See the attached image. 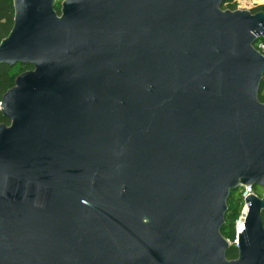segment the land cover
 I'll list each match as a JSON object with an SVG mask.
<instances>
[{
	"label": "water",
	"instance_id": "1",
	"mask_svg": "<svg viewBox=\"0 0 264 264\" xmlns=\"http://www.w3.org/2000/svg\"><path fill=\"white\" fill-rule=\"evenodd\" d=\"M225 1L13 0L0 264H264V10Z\"/></svg>",
	"mask_w": 264,
	"mask_h": 264
},
{
	"label": "trees",
	"instance_id": "2",
	"mask_svg": "<svg viewBox=\"0 0 264 264\" xmlns=\"http://www.w3.org/2000/svg\"><path fill=\"white\" fill-rule=\"evenodd\" d=\"M227 1L229 0H226L225 2ZM232 1L233 3L231 4V6L227 8H230V10H235L236 8L235 1L234 0ZM222 8L224 9V4L222 5ZM56 9L58 13L60 14L61 13V3L58 1L56 3ZM260 10H264V6L257 7L256 9L252 10V12L255 13ZM14 14H15V10H14L13 0H0V42L4 38H6L8 34L10 33L13 23H14ZM21 65L25 66L26 70L32 68V65L30 64H21ZM14 67H10L6 64H0V102H1L3 95L15 85V79L19 75V74L16 75L15 73H13ZM263 92H264V80L262 82L260 95H259L260 101L264 103ZM0 123H6V124L10 123V121L3 116L1 111H0ZM228 206L229 208H228V212L226 215V220L230 219V226H231V224L235 221V219L237 218L242 208V199L240 196V190L233 192L231 194V197L228 201ZM263 218H264V212H263ZM234 256H235V252H234V249L232 248L231 251L229 252L228 257L233 258Z\"/></svg>",
	"mask_w": 264,
	"mask_h": 264
},
{
	"label": "built area",
	"instance_id": "3",
	"mask_svg": "<svg viewBox=\"0 0 264 264\" xmlns=\"http://www.w3.org/2000/svg\"><path fill=\"white\" fill-rule=\"evenodd\" d=\"M236 4H238L236 6L235 9L240 8L241 5L239 3V0H235ZM254 46L256 47V49L261 52L264 55V37H259L257 38ZM240 196L242 199V208L240 213L238 214L237 218L235 219V221L231 224L230 226V235L226 236V239L228 241V243L233 247H237L239 245V232L243 231V229H245V219L248 213V205L249 202H246V197L249 194L255 195V196H260L257 192V190L255 189V187L253 185H243L240 189ZM243 224L244 228L241 229L240 225Z\"/></svg>",
	"mask_w": 264,
	"mask_h": 264
},
{
	"label": "rangeland",
	"instance_id": "4",
	"mask_svg": "<svg viewBox=\"0 0 264 264\" xmlns=\"http://www.w3.org/2000/svg\"><path fill=\"white\" fill-rule=\"evenodd\" d=\"M58 2L61 3V1H58ZM242 2L243 3L241 5V7L237 8V9H244V10L252 11V10L256 9L257 7L264 6V0H243ZM232 3H233L232 0L224 2V9L226 10V8L231 6ZM237 5L238 4H236V2H235V6H237ZM227 9H230V8H227ZM13 69H14L13 73H15L16 75H18V74L20 75L23 72H25L27 70H30V69L26 70V67L21 65V64L15 65V67ZM263 95H264V92H263ZM257 192H258L259 195H262V190L261 189L258 190ZM226 221L227 222H226V225H225V228H224V235L229 236L230 235V219H227ZM231 259H233V258H231Z\"/></svg>",
	"mask_w": 264,
	"mask_h": 264
},
{
	"label": "flooded vegetation",
	"instance_id": "5",
	"mask_svg": "<svg viewBox=\"0 0 264 264\" xmlns=\"http://www.w3.org/2000/svg\"><path fill=\"white\" fill-rule=\"evenodd\" d=\"M255 189H256L257 191L260 190L259 187H255ZM263 222H264V218H263ZM222 233H223V235H224V230H223V229H222ZM224 237L226 238L225 235H224ZM239 242H240V241H239ZM238 247H239V245H238L237 247L233 248V249H234V252H235V256L233 257V259L238 258Z\"/></svg>",
	"mask_w": 264,
	"mask_h": 264
},
{
	"label": "bare ground",
	"instance_id": "6",
	"mask_svg": "<svg viewBox=\"0 0 264 264\" xmlns=\"http://www.w3.org/2000/svg\"><path fill=\"white\" fill-rule=\"evenodd\" d=\"M242 1H243V0H239L240 5H242V3H243Z\"/></svg>",
	"mask_w": 264,
	"mask_h": 264
},
{
	"label": "snow or ice",
	"instance_id": "7",
	"mask_svg": "<svg viewBox=\"0 0 264 264\" xmlns=\"http://www.w3.org/2000/svg\"><path fill=\"white\" fill-rule=\"evenodd\" d=\"M240 227H241V229H243V228H244V225H243V224H241V225H240Z\"/></svg>",
	"mask_w": 264,
	"mask_h": 264
}]
</instances>
